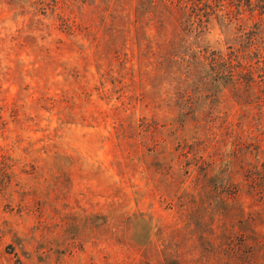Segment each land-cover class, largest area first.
<instances>
[{
    "label": "rangeland",
    "instance_id": "rangeland-1",
    "mask_svg": "<svg viewBox=\"0 0 264 264\" xmlns=\"http://www.w3.org/2000/svg\"><path fill=\"white\" fill-rule=\"evenodd\" d=\"M213 2L0 0V264H264V0Z\"/></svg>",
    "mask_w": 264,
    "mask_h": 264
},
{
    "label": "trees",
    "instance_id": "trees-1",
    "mask_svg": "<svg viewBox=\"0 0 264 264\" xmlns=\"http://www.w3.org/2000/svg\"><path fill=\"white\" fill-rule=\"evenodd\" d=\"M204 2L205 3L203 4V6L206 7L207 9H209L211 14L209 16H207V17H198L197 21H193V20L188 18L189 22H190L189 23L190 25H193V24L197 25L199 35L203 31L205 32L207 30V26H209V24H211L210 18L213 17V13H214L213 12V7H214L213 6L214 5L213 0H204ZM260 4H262V3H260ZM251 5H252V3L250 2V0H247L245 6L243 8L247 9V7L249 8ZM249 10H251V8H249ZM237 15L238 16L241 15V10L239 8L237 9ZM228 17L232 18L231 16H228ZM228 17H226L227 18L226 23L224 22L223 18L219 19L220 20L219 24H220L221 28H223L224 30L228 29L229 26H232V24H234L233 19H229ZM218 18L219 17L217 16V18H215V20H218ZM211 21H212V19H211ZM236 22H237V19H236ZM238 26H240V25H238ZM239 29L241 30V33H239L240 37L238 39H236V36H235V33H234V36L231 37V39H232L231 42L241 43L242 41L247 40V39H245L246 33H245L244 29H242V28H239ZM252 56L253 57L257 56L260 59H264V51L262 52V54H259V55L250 53L249 58H251ZM235 57H237V59H241V60H235L234 58H229L228 62H225L222 65H220V68L223 67V68L226 69V71H224L226 73V75H224V76L221 75V72L220 73L216 72V68H215L216 65L213 66L214 63H215L213 60L208 65V68L211 71V73L213 74V76H215L216 78H219V79L216 80L217 81V86H218V84L220 82L219 80H221V82L223 84L222 86L230 87L234 93L236 92V90L239 87L240 83H242V82L246 83L245 82V80H246L245 78L246 77L253 76V73L251 72L252 68L248 67L249 65L246 66V72H244V68H238V67H235L233 65L234 61H235L236 64H239L241 61L244 63V61L246 60V57H247L246 53L244 52L242 56H235ZM226 64H228V66H225ZM201 67L202 68L205 67L203 62H200V68ZM235 69H236V72H237V76H235V73H236ZM263 69H264V65H263ZM250 81H251V79L247 83L249 84Z\"/></svg>",
    "mask_w": 264,
    "mask_h": 264
}]
</instances>
